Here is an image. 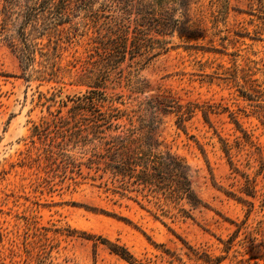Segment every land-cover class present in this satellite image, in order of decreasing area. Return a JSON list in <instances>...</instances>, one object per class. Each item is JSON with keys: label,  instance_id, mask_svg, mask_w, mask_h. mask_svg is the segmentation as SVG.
<instances>
[{"label": "rangeland", "instance_id": "rangeland-1", "mask_svg": "<svg viewBox=\"0 0 264 264\" xmlns=\"http://www.w3.org/2000/svg\"><path fill=\"white\" fill-rule=\"evenodd\" d=\"M90 1L71 0L56 36L35 38L23 65L25 0H0V264H264V0H173L172 47L144 65L123 63L107 90L121 94V108L170 90L215 111L206 121L196 110L183 125L159 116L160 147L185 159L209 205L174 221L116 191L97 168L94 129L68 116L116 13ZM56 109L66 119L35 134ZM245 176L253 197L241 192Z\"/></svg>", "mask_w": 264, "mask_h": 264}, {"label": "trees", "instance_id": "trees-1", "mask_svg": "<svg viewBox=\"0 0 264 264\" xmlns=\"http://www.w3.org/2000/svg\"><path fill=\"white\" fill-rule=\"evenodd\" d=\"M85 7L90 0H75ZM71 0H25L21 6L25 15L24 25L29 30L24 35L22 47H17L19 59L28 65L38 47L35 38L47 34L56 36L57 26L65 22L66 8ZM173 0H105L101 10H111L104 26L108 35L96 51L94 66L84 76V93L69 98V117L79 122L87 121L94 129L99 145L94 149L97 168L109 173L116 191L134 193V200H145L157 210L156 217L192 219L196 210L207 208L208 203L193 186L190 166L180 155L162 149L155 129L160 115L173 114L176 122L183 125L196 110L204 119L215 112L210 107L187 100L170 90H164L147 98L135 109L121 108V94L109 93L110 83L122 75V65H144L150 59L165 53L172 45L170 37L178 19L171 15ZM132 69L128 71L131 73ZM68 101H60L67 106ZM48 111L50 119H41L33 125L35 134L48 135L63 120L61 109ZM237 128L239 123L234 121ZM246 136V133H244ZM223 152L230 157V146L220 137ZM102 163V164H101ZM261 169L264 162L261 161ZM241 192L254 196L250 191L249 178ZM252 192V193H251ZM232 194V193H229ZM238 197V196H237ZM242 198V197H238ZM138 201V202H139ZM112 249L127 259V251Z\"/></svg>", "mask_w": 264, "mask_h": 264}]
</instances>
